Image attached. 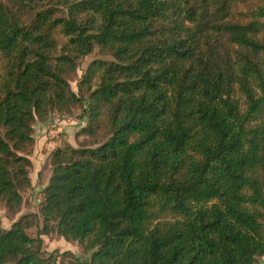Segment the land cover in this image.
<instances>
[{
  "label": "trees",
  "instance_id": "trees-1",
  "mask_svg": "<svg viewBox=\"0 0 264 264\" xmlns=\"http://www.w3.org/2000/svg\"><path fill=\"white\" fill-rule=\"evenodd\" d=\"M0 3V201L31 185L33 125L82 110L50 156L37 216L0 227V264H258L264 258V0ZM92 61L76 74L87 56ZM76 79L77 91L71 88ZM240 99H243V104ZM244 106V107H242ZM33 219V220H32Z\"/></svg>",
  "mask_w": 264,
  "mask_h": 264
},
{
  "label": "rangeland",
  "instance_id": "rangeland-1",
  "mask_svg": "<svg viewBox=\"0 0 264 264\" xmlns=\"http://www.w3.org/2000/svg\"><path fill=\"white\" fill-rule=\"evenodd\" d=\"M0 3L6 4V0H0ZM262 5L260 0H245L235 7L234 18L238 21L248 22L253 18L254 13L258 11V7ZM108 59L110 57L101 55L85 57L77 70L76 79L78 80L82 76L92 61ZM76 79L71 82V88L74 92L77 91ZM240 101L243 104L244 100L240 99ZM81 115L82 110L75 108L72 113L59 114L54 112L45 121L36 120L34 123L33 143L25 151V156L32 163V167L29 169L31 185L22 192L23 202L18 211H10L5 203L0 201V227L4 231L9 230L22 217L35 215L37 216V220L33 221V225L37 223V227H31L27 231V234L31 238L37 236L39 229L43 225V219L41 217L43 191L47 187L51 177L50 156L62 141L74 148H78L84 141L85 138L80 135V131L87 126V119H82ZM41 238L43 240L44 257H47L53 252H58L60 255L57 258L56 264H69L73 258L85 261L89 257L90 253L85 251L83 244L66 242L56 233L42 235ZM258 264H264V258L258 259Z\"/></svg>",
  "mask_w": 264,
  "mask_h": 264
}]
</instances>
